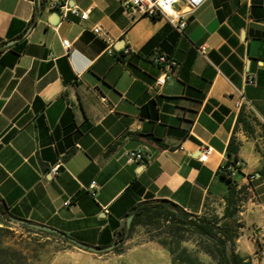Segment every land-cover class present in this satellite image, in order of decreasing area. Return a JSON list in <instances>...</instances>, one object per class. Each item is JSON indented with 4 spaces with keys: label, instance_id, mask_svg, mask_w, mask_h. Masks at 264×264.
Segmentation results:
<instances>
[{
    "label": "crops",
    "instance_id": "0c3cea01",
    "mask_svg": "<svg viewBox=\"0 0 264 264\" xmlns=\"http://www.w3.org/2000/svg\"><path fill=\"white\" fill-rule=\"evenodd\" d=\"M66 1L89 17L63 18L42 0H0V198L12 216L105 247L120 241L142 201L221 217L230 185L244 184L234 251L264 264V0H206L184 33L163 16L126 12L119 0ZM95 24L110 30L112 47ZM250 72L255 84L245 81ZM238 89L249 104L236 106ZM242 110L247 126L238 123ZM233 135L241 146L229 178L222 168ZM143 145L151 158L130 161L127 152ZM145 240L128 253L68 241L63 251L124 264L145 247L150 260L177 264L168 248Z\"/></svg>",
    "mask_w": 264,
    "mask_h": 264
},
{
    "label": "trees",
    "instance_id": "16d2710c",
    "mask_svg": "<svg viewBox=\"0 0 264 264\" xmlns=\"http://www.w3.org/2000/svg\"><path fill=\"white\" fill-rule=\"evenodd\" d=\"M152 18L155 19L157 16ZM171 98L178 99V97ZM159 102L160 97L153 99L144 107V110L154 107ZM238 123L244 126L248 124V114L244 110L238 117ZM240 146V141L233 135L227 150V160L222 168V172L229 178L232 168L237 167L239 162ZM246 193L247 185L231 184L225 195L227 206L221 217L218 215L196 216L169 200L142 201L133 209L134 218L131 226L120 230V242L131 236L137 226H142L150 234V239L160 242L169 249L177 264H205L197 256L199 252L207 254L215 264H252L249 259L240 257L234 251V241L239 236V227L242 225L239 215ZM11 222H14L12 214L0 198V264H31L38 252L35 247L31 248L29 242L11 239L9 228L4 225ZM20 225L29 231L60 238L27 224ZM190 240H195L197 245L193 251L184 244ZM122 246L121 242L114 250H121Z\"/></svg>",
    "mask_w": 264,
    "mask_h": 264
},
{
    "label": "built area",
    "instance_id": "2783aa9c",
    "mask_svg": "<svg viewBox=\"0 0 264 264\" xmlns=\"http://www.w3.org/2000/svg\"><path fill=\"white\" fill-rule=\"evenodd\" d=\"M121 6L128 13H139L153 16H163L181 33H184L186 26L188 25L191 14H193L206 0H119ZM47 8L51 11L59 12L63 18H67L69 15L77 16L81 19H87L89 17L90 10H81L76 6H70L66 0H44ZM93 31L101 38L106 40L109 46L113 45V36L110 30L102 24H95ZM64 46L69 49L71 42L68 39L63 40ZM129 50V49H128ZM201 53L206 55V47H202ZM165 57H159L157 60H164ZM247 84H255L257 81V75L254 72L247 74L245 79ZM166 82V75L163 74L157 78L156 85H163ZM238 98L236 100V106L242 107L245 104H249L243 89H238ZM213 147L207 146L204 149V153L201 159L205 161L208 155L212 152ZM130 161H145L151 158L150 148L148 145H143L138 149H132L127 152ZM239 162H237V165ZM61 166V162H58L52 168L53 173H58ZM234 168V167H233ZM232 168V173L234 169ZM256 177L255 174L250 176L251 179ZM97 181H93L91 188H98ZM264 229V225H263Z\"/></svg>",
    "mask_w": 264,
    "mask_h": 264
},
{
    "label": "rangeland",
    "instance_id": "374dc122",
    "mask_svg": "<svg viewBox=\"0 0 264 264\" xmlns=\"http://www.w3.org/2000/svg\"><path fill=\"white\" fill-rule=\"evenodd\" d=\"M21 223H18L16 221L4 224L6 225L10 231L11 239L14 241L19 242H29L31 248L35 247L36 251L38 252L37 255L32 259L31 264H50L52 262H55V264H120V261L117 262H109L102 259H91V258H85L81 256H76L70 253H66L63 250L66 249L67 245L65 241H61V239L57 240L56 236L53 235H47L45 233H40L36 231H29L22 227L20 225ZM144 228L142 226L138 227L136 230L132 232L136 234L135 241H132V243L123 245L121 250H118V252H127L131 247H134L135 245L138 247L141 245L142 242L146 241V238L150 237V234L145 232H141L140 229ZM150 239V238H149ZM184 244L190 249L195 250L197 247L195 240H190L184 242ZM61 249L63 252L60 255H56V253H53V250L57 251ZM140 248V247H138ZM143 251L141 253H129L125 256V262L124 264H166V260L164 256H158L157 262H154L149 255L148 248L143 247ZM100 256V255H98ZM141 256L143 258L142 261L140 260H134L137 257ZM197 256L205 263V264H215L213 263L212 259L205 253L199 252Z\"/></svg>",
    "mask_w": 264,
    "mask_h": 264
},
{
    "label": "water",
    "instance_id": "95a60500",
    "mask_svg": "<svg viewBox=\"0 0 264 264\" xmlns=\"http://www.w3.org/2000/svg\"><path fill=\"white\" fill-rule=\"evenodd\" d=\"M15 41V40H12L11 43ZM134 218V214H131L129 217H128V220H127V225L128 227L131 226V223H132V220ZM12 219L18 223H21V224H27L33 228H36V229H39V230H43V231H46V232H49V233H52V234H55L57 235L58 237L70 242L71 244H74L75 246H78L82 249H86V250H89V251H92V252H96V253H103V252H108V251H111L113 250L115 247H117L121 242L118 241V242H115L114 244L112 245H109V246H105V247H99V246H93V245H89V244H85V243H82V242H79L78 240L72 238L71 236L67 235L66 233L58 230V229H55V228H52L50 226H47V225H44V224H39V223H36V222H31V221H28V220H25V219H18L14 216H12Z\"/></svg>",
    "mask_w": 264,
    "mask_h": 264
}]
</instances>
